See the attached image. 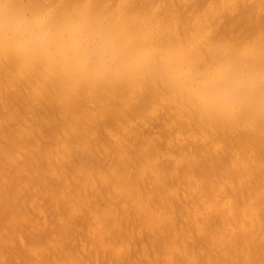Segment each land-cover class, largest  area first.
I'll use <instances>...</instances> for the list:
<instances>
[{"label": "snow or ice", "instance_id": "6c2138e0", "mask_svg": "<svg viewBox=\"0 0 264 264\" xmlns=\"http://www.w3.org/2000/svg\"><path fill=\"white\" fill-rule=\"evenodd\" d=\"M101 7L195 28L192 99L163 74L66 92L14 60L19 42L0 45V264H264V105L196 102L210 52L264 38V0H32L20 13L44 42ZM250 76L264 89V66Z\"/></svg>", "mask_w": 264, "mask_h": 264}, {"label": "bare ground", "instance_id": "6f19581e", "mask_svg": "<svg viewBox=\"0 0 264 264\" xmlns=\"http://www.w3.org/2000/svg\"><path fill=\"white\" fill-rule=\"evenodd\" d=\"M32 0H3L0 8L11 7L21 18L20 6ZM75 3L77 0H65ZM97 5H120L127 3H143L145 0H88ZM91 25L105 30L118 42L134 51L135 59L122 63L109 64L106 68L95 71H77L42 59L36 55L18 53L14 60L25 67L30 73L48 80L54 87L66 92L88 84L124 85L142 81L154 75H167L173 78L175 91L185 99H192L187 87L193 85L196 77L193 75L191 53L198 44L195 28L190 27L181 33L166 31L161 22L145 15L124 13L115 8L103 7L89 12L87 16H69L63 21L65 30ZM3 50L0 49V56ZM210 57L217 58V67L236 69L242 73H251L261 66L264 57V38L255 37L252 41L239 46H227ZM223 58L222 60L219 58ZM206 67L200 66V71Z\"/></svg>", "mask_w": 264, "mask_h": 264}, {"label": "clouds", "instance_id": "9594fccd", "mask_svg": "<svg viewBox=\"0 0 264 264\" xmlns=\"http://www.w3.org/2000/svg\"><path fill=\"white\" fill-rule=\"evenodd\" d=\"M11 41L19 42L21 53L36 55L77 71L101 70L116 61L127 63L136 55L105 30L87 24L65 30L49 41H29L24 21L11 7H3L0 8V45ZM48 49L56 52L54 58L48 55ZM261 66H264V57ZM198 87L200 96L196 102L210 110H220L225 106L264 105V89L259 82L253 80L250 73L236 69L220 67Z\"/></svg>", "mask_w": 264, "mask_h": 264}]
</instances>
